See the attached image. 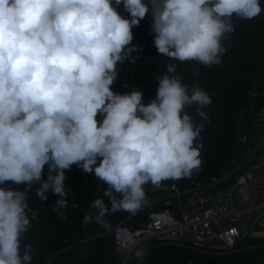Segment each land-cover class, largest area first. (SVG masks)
Segmentation results:
<instances>
[{"label":"clouds","instance_id":"obj_1","mask_svg":"<svg viewBox=\"0 0 264 264\" xmlns=\"http://www.w3.org/2000/svg\"><path fill=\"white\" fill-rule=\"evenodd\" d=\"M0 0V264H31L32 246L23 244L37 212L29 192L41 202L51 192L60 199L53 211L68 207L66 172L73 165L107 186L84 223L107 227L105 216L135 212L144 185L191 177L198 169L200 137L212 98L191 89L176 65L156 77V97L143 92L117 94V65L135 64V26L151 9L154 46L172 61L219 65L222 39L235 31L233 17L252 20L260 0ZM115 4V6H114ZM123 5L131 19L116 6ZM194 75L198 72L194 70ZM193 107L196 123L187 111ZM103 117L98 122L97 116ZM99 160V163H98ZM48 165L47 180L43 171ZM114 193L119 194L120 198ZM76 205L73 204V207Z\"/></svg>","mask_w":264,"mask_h":264},{"label":"trees","instance_id":"obj_2","mask_svg":"<svg viewBox=\"0 0 264 264\" xmlns=\"http://www.w3.org/2000/svg\"><path fill=\"white\" fill-rule=\"evenodd\" d=\"M144 3L150 8L149 0ZM260 4L261 14L252 20L233 17L235 31L222 39L226 52L219 65L172 61L159 54L151 31V9L139 26L133 27V42L128 47L135 45L139 51L133 52L132 56L140 58L135 64L125 61L117 65L119 75L112 85L114 93H129L138 88L143 92L142 102L150 103L156 97V77L166 73L167 64L173 63L183 84L189 89L199 86L212 98V104L204 109L209 119L194 142V147L202 145L198 148L199 168L193 170L191 177L162 181L165 184L178 183L182 189H188L198 182H212L230 172L239 160V152L248 149L241 137L254 131L257 114L264 106V0H260ZM116 7L123 18L131 19L123 5ZM194 70L198 75H194ZM186 111L196 123L200 122L193 107H187ZM97 120L102 122L103 117L98 114ZM65 172L68 207L63 210L64 218L53 211V205L60 199L58 195L47 192L48 199L42 203L34 191L39 185L28 193L29 206L37 212V217L31 220L32 226L24 234L22 246H32L31 264H117L119 257L113 253L114 237L109 229L123 221L133 228L144 227L148 215L163 207L161 202L142 203L152 200L156 192L144 187L145 198L140 208L134 213L124 210L110 212L104 218L107 227L95 220L86 225L84 217L89 212L95 213L91 205L96 199H103L111 208L104 196L108 186L94 173H85L76 165ZM47 176L48 165H45L42 179L47 180ZM0 187L20 191L26 188L11 182ZM114 195L120 198L119 194ZM153 245L150 255L153 264H264V236L245 239L230 253L222 250L201 252L169 241L155 240Z\"/></svg>","mask_w":264,"mask_h":264},{"label":"built area","instance_id":"obj_3","mask_svg":"<svg viewBox=\"0 0 264 264\" xmlns=\"http://www.w3.org/2000/svg\"><path fill=\"white\" fill-rule=\"evenodd\" d=\"M264 97V88H263ZM241 140L248 149L239 152L235 167L212 182H198L182 189L178 183L151 182L156 192L150 201L161 202L160 210L148 215L144 227L121 222L109 229L114 237L117 264H153V241H169L201 252H233L258 226H264V106L257 114L254 131ZM258 236L264 232L256 229Z\"/></svg>","mask_w":264,"mask_h":264},{"label":"rangeland","instance_id":"obj_4","mask_svg":"<svg viewBox=\"0 0 264 264\" xmlns=\"http://www.w3.org/2000/svg\"><path fill=\"white\" fill-rule=\"evenodd\" d=\"M256 229H258V230L264 232V226H258V227H256L253 231H251V232L249 233L247 239L251 240V239H253V238H258V237H263V236H264V233H263V235H262V233H261L260 236H258V235L256 234V232L254 233V231H255Z\"/></svg>","mask_w":264,"mask_h":264}]
</instances>
